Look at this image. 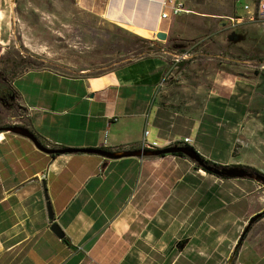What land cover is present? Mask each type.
I'll list each match as a JSON object with an SVG mask.
<instances>
[{"label": "crops", "instance_id": "0c3cea01", "mask_svg": "<svg viewBox=\"0 0 264 264\" xmlns=\"http://www.w3.org/2000/svg\"><path fill=\"white\" fill-rule=\"evenodd\" d=\"M164 2L89 0L85 8L155 40L158 31H171L176 17L162 18L170 11ZM171 54L173 64L151 50L96 68L29 67L15 83L27 116L23 126L48 147L122 152L140 149L144 140L159 148L180 142L214 164H243L233 156L245 131L233 120L241 112L233 98L238 85L252 84L233 83V71L217 73L210 85L187 82L176 69L180 56ZM1 133L0 264L233 261V220L221 229L227 213L216 205L233 204V178L207 172L186 154L53 155L25 135ZM186 137L192 141L183 142ZM53 222L64 237L51 229ZM237 256L238 264H264L255 249Z\"/></svg>", "mask_w": 264, "mask_h": 264}, {"label": "rangeland", "instance_id": "374dc122", "mask_svg": "<svg viewBox=\"0 0 264 264\" xmlns=\"http://www.w3.org/2000/svg\"><path fill=\"white\" fill-rule=\"evenodd\" d=\"M88 1L0 0V127L26 121L17 90L20 82L15 83L29 67L96 68L151 50L173 64L174 53L181 62L176 69L182 70L187 82L210 85L217 73L233 71V83L252 84L242 89L238 85V98H233L241 111L233 120L238 119L240 131H245L233 145V156L244 163L232 166L250 165L264 173V17L250 20L243 0L237 5L235 0H185L190 12L174 17L167 39L155 36L158 43L154 44L143 33L109 23L87 10ZM236 137L233 134V140ZM241 154L246 157L240 158ZM228 202L216 200L222 214L227 213L221 216V229L233 220V261L224 259L222 264H238L235 246L249 220L264 210V182L233 178V204L228 207ZM197 237L202 240L205 235ZM246 248L264 254V217L252 224L241 245ZM207 264H219V259Z\"/></svg>", "mask_w": 264, "mask_h": 264}, {"label": "water", "instance_id": "95a60500", "mask_svg": "<svg viewBox=\"0 0 264 264\" xmlns=\"http://www.w3.org/2000/svg\"><path fill=\"white\" fill-rule=\"evenodd\" d=\"M156 36L160 39H167L168 33L165 31H158ZM13 131L22 135H25L33 140L35 145L42 151L49 153V154H61V153H74V152H87V153H97L107 157L118 158L122 156H144V155H163L168 153H178L182 152L188 155L191 159L195 160L198 164H200L205 170L214 173L220 177H227V178H244V177H251L257 179L259 181L264 182V173L256 172V171H249L242 166H220L217 164H209L206 162L205 157L193 146L191 145H169L162 148H157L154 150L150 149H137V150H125L122 152H115L112 150H108L105 148H79V147H48L44 145L38 137L32 132L28 127L23 125H11L5 128L0 127V133L3 131ZM50 218L54 220L55 214L51 208V205H48ZM262 216V212L257 213L254 215L246 225L245 229L243 230L239 242L236 244L234 252L239 248L242 244L243 240L245 239L248 231L250 230L252 224L258 220ZM51 229L60 237L65 236V232L61 228V226L57 222H53Z\"/></svg>", "mask_w": 264, "mask_h": 264}, {"label": "built area", "instance_id": "2783aa9c", "mask_svg": "<svg viewBox=\"0 0 264 264\" xmlns=\"http://www.w3.org/2000/svg\"><path fill=\"white\" fill-rule=\"evenodd\" d=\"M236 5L241 2V0H235ZM165 6L170 8V11L165 10L162 13V18H169V16H178L184 12H187V6L185 0H165ZM243 10L248 14L250 20H255L256 17H264V0H243L242 2ZM192 140L190 137H186L183 142L190 143ZM170 145H181L180 142H173ZM143 149L154 150L159 148L156 141L149 142L144 140L142 143Z\"/></svg>", "mask_w": 264, "mask_h": 264}, {"label": "trees", "instance_id": "16d2710c", "mask_svg": "<svg viewBox=\"0 0 264 264\" xmlns=\"http://www.w3.org/2000/svg\"><path fill=\"white\" fill-rule=\"evenodd\" d=\"M149 41H151L152 43H154V44H157L158 42H157V40H153V39H150ZM174 154H178V155H185L184 153H182V152H178V153H174ZM53 155H58V153H56V154H53ZM205 160H206V162L207 163H209V164H214L212 161H210V160H208V159H206L205 158ZM199 165V167H201V168H203L200 164H198ZM242 167H244V168H246L247 170H249V171H256V172H261L260 170H258L257 168H255V167H253V166H250V165H246V166H242ZM204 169V168H203ZM205 170V169H204ZM207 171V170H206ZM207 172H209V171H207ZM209 173H212V172H209ZM261 173H263V172H261ZM223 178H226V177H223ZM246 178H251V177H246ZM261 217H264V210L262 211V216ZM242 245V244H241ZM241 245L239 246V248L235 251V256H237L238 255V253H239V251H240V249H241Z\"/></svg>", "mask_w": 264, "mask_h": 264}, {"label": "bare ground", "instance_id": "6f19581e", "mask_svg": "<svg viewBox=\"0 0 264 264\" xmlns=\"http://www.w3.org/2000/svg\"><path fill=\"white\" fill-rule=\"evenodd\" d=\"M187 12H190V11H187ZM184 56H187V54H185ZM0 138H2V133H0Z\"/></svg>", "mask_w": 264, "mask_h": 264}]
</instances>
